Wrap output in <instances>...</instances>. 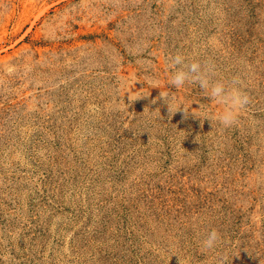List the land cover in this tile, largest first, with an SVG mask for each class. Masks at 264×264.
<instances>
[{
	"label": "rangeland",
	"instance_id": "rangeland-1",
	"mask_svg": "<svg viewBox=\"0 0 264 264\" xmlns=\"http://www.w3.org/2000/svg\"><path fill=\"white\" fill-rule=\"evenodd\" d=\"M0 264H264V0H0Z\"/></svg>",
	"mask_w": 264,
	"mask_h": 264
},
{
	"label": "clouds",
	"instance_id": "clouds-1",
	"mask_svg": "<svg viewBox=\"0 0 264 264\" xmlns=\"http://www.w3.org/2000/svg\"><path fill=\"white\" fill-rule=\"evenodd\" d=\"M168 69L171 72L170 84L179 89L185 84H198L216 104L223 106L222 113L218 116L219 123L225 127H232L237 124L241 113L250 103L248 94L238 86V79L234 78L230 83L222 80L211 79L213 69L200 62H186L181 54L170 56L167 60ZM160 97L169 104V94L160 93ZM220 233L213 229L202 241L205 250H214L220 241Z\"/></svg>",
	"mask_w": 264,
	"mask_h": 264
}]
</instances>
